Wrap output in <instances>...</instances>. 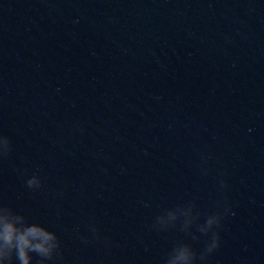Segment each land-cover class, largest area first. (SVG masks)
<instances>
[{
    "label": "water",
    "instance_id": "water-1",
    "mask_svg": "<svg viewBox=\"0 0 264 264\" xmlns=\"http://www.w3.org/2000/svg\"><path fill=\"white\" fill-rule=\"evenodd\" d=\"M0 136L46 264H264V0H0Z\"/></svg>",
    "mask_w": 264,
    "mask_h": 264
},
{
    "label": "clouds",
    "instance_id": "clouds-1",
    "mask_svg": "<svg viewBox=\"0 0 264 264\" xmlns=\"http://www.w3.org/2000/svg\"><path fill=\"white\" fill-rule=\"evenodd\" d=\"M7 137L0 136V151L7 152L9 148ZM39 184V178L33 177L28 185ZM221 184L226 187L224 181ZM231 212L230 208L225 209V215ZM170 220L176 219L175 212H169ZM221 217L218 215L209 216L201 232H207L214 224H219ZM95 231V228H92ZM220 243L219 233H214L207 251L211 253ZM59 247L58 238L44 226L37 223H29L22 215L16 214L12 209L0 206V264H12L13 258L16 264H33V254L41 259L40 264H46ZM203 258V257H201ZM196 253L190 245L182 244L174 248L167 264H195Z\"/></svg>",
    "mask_w": 264,
    "mask_h": 264
}]
</instances>
